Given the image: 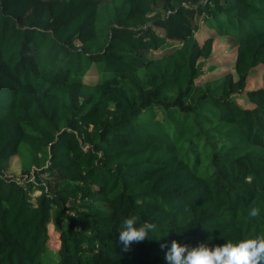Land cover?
I'll use <instances>...</instances> for the list:
<instances>
[{"label": "trees", "instance_id": "16d2710c", "mask_svg": "<svg viewBox=\"0 0 264 264\" xmlns=\"http://www.w3.org/2000/svg\"><path fill=\"white\" fill-rule=\"evenodd\" d=\"M218 36L237 45L236 75L198 84ZM261 65L264 0H0V264H46L61 220L57 264H167L173 240L264 232V87L247 89ZM172 119L176 140L153 132ZM190 130L214 148L204 170L178 147ZM129 216L156 230L124 251Z\"/></svg>", "mask_w": 264, "mask_h": 264}, {"label": "rangeland", "instance_id": "374dc122", "mask_svg": "<svg viewBox=\"0 0 264 264\" xmlns=\"http://www.w3.org/2000/svg\"><path fill=\"white\" fill-rule=\"evenodd\" d=\"M157 32L160 35L164 34V31L160 27H156ZM210 33H212L203 21H199L198 30L196 36L198 39L202 40L206 38ZM177 43V41L175 42ZM175 45V44H174ZM170 46V45H169ZM168 49V48H167ZM164 51V50H163ZM159 55V54H156ZM237 56V45L235 42L229 37L218 36L216 42L214 43V48L210 58L205 61L204 70L205 73L198 80V84H202L205 81H211L217 78L224 76L227 73L235 72V62ZM213 65L215 68L213 70L208 69L209 66ZM209 71V72H208ZM92 74L96 78L98 76V68L93 67ZM103 77V73L99 75V78ZM94 79V78H93ZM250 87V88H249ZM264 87V65H261L255 69H253L252 74L248 80L247 88L248 89H256ZM236 100L242 106H248V100L246 94L236 95ZM249 107V106H248ZM150 117V112H145L141 115L139 119V123L143 126L152 125L148 122V118ZM163 115L159 112L158 118L162 119ZM153 132L159 136L164 138L166 135H169L173 140H176L178 136L176 120L172 119L168 124L164 127H159L157 125H153ZM180 130V129H179ZM194 131H185L183 133V137L180 141H177L179 144V149L182 150V153L185 156H188L191 160L195 161L198 157L202 159L200 163V167L204 170L203 165H207L210 162L211 156H213L214 148L210 144H206V140L203 137H194ZM183 140V142H181ZM23 148H27L28 146L23 144ZM20 159H17L16 166L13 167L6 172V174L10 175V177H19L21 169L19 170ZM20 171V172H19ZM36 198V194H34ZM34 198V199H35ZM66 227L65 220H61L58 225L50 224L49 225V233L50 240L47 243V246L44 251V261L46 264H57L60 260L59 248H60V239L59 234L60 231Z\"/></svg>", "mask_w": 264, "mask_h": 264}, {"label": "clouds", "instance_id": "9594fccd", "mask_svg": "<svg viewBox=\"0 0 264 264\" xmlns=\"http://www.w3.org/2000/svg\"><path fill=\"white\" fill-rule=\"evenodd\" d=\"M261 209L253 201L248 208V217L255 219L260 216ZM156 225L150 222L138 223V218L129 216L120 224L118 240L124 251H129L133 243L143 242L154 233ZM167 248L165 260L167 264H264V232L256 235H246L243 238L211 246L201 242L197 246L171 241Z\"/></svg>", "mask_w": 264, "mask_h": 264}, {"label": "crops", "instance_id": "0c3cea01", "mask_svg": "<svg viewBox=\"0 0 264 264\" xmlns=\"http://www.w3.org/2000/svg\"><path fill=\"white\" fill-rule=\"evenodd\" d=\"M164 31V30H163ZM208 36H206V38H207ZM225 37H227V36H225ZM206 38H203L202 40H200V39H198L199 40V42L200 43H203L204 41H205V39ZM218 37H216L215 38V42H216V39H217ZM214 42V43H215ZM164 50V51H163ZM163 50H159V51H156L155 53L156 54H159V55H161V54H163V53H165L168 49L167 48H165V49H163ZM96 67V68H98L97 67V65L94 63L92 66H91V68H90V70L85 74V76H84V80H85V82H87V83H89V84H95L99 79V75H100V69L98 68V76L95 78L94 77V74H92V70H93V67ZM208 69H210V66L208 67ZM209 72V71H208ZM252 74V73H251ZM94 78V79H93ZM250 78V77H249ZM250 88V87H249ZM248 89V88H247ZM250 90V89H249ZM248 104H250V105H246V106H244V107H246V108H253L254 107V104L253 103H250V102H248ZM17 159L19 160L20 159V157L19 156H14L13 158H12V160H11V164H10V167H9V169L8 170H10L12 167H13V165L14 166H16V162H17ZM17 166H19V170L21 169V159H20V164L19 165H17ZM20 172V171H19ZM21 173V172H20ZM8 175V174H7ZM8 176H10V175H8Z\"/></svg>", "mask_w": 264, "mask_h": 264}, {"label": "built area", "instance_id": "2783aa9c", "mask_svg": "<svg viewBox=\"0 0 264 264\" xmlns=\"http://www.w3.org/2000/svg\"><path fill=\"white\" fill-rule=\"evenodd\" d=\"M204 15V14H203ZM20 179V178H19ZM21 182H23V181H21Z\"/></svg>", "mask_w": 264, "mask_h": 264}]
</instances>
